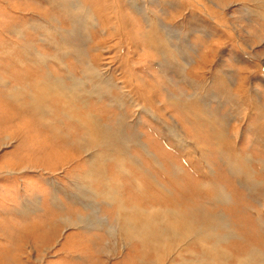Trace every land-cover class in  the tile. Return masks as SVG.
<instances>
[{
  "label": "rangeland",
  "instance_id": "1",
  "mask_svg": "<svg viewBox=\"0 0 264 264\" xmlns=\"http://www.w3.org/2000/svg\"><path fill=\"white\" fill-rule=\"evenodd\" d=\"M201 230L264 264V0H0V264H195Z\"/></svg>",
  "mask_w": 264,
  "mask_h": 264
},
{
  "label": "bare ground",
  "instance_id": "2",
  "mask_svg": "<svg viewBox=\"0 0 264 264\" xmlns=\"http://www.w3.org/2000/svg\"><path fill=\"white\" fill-rule=\"evenodd\" d=\"M154 29V28H153ZM149 31V30H148ZM155 31V30H154ZM156 34V33H155ZM149 38V37H148ZM157 41H158V39H157ZM160 42H162V41H160ZM148 43H150L151 45H152V43H151V41L149 40L148 41ZM165 43V42H164ZM150 45V46H151ZM47 87V86H46ZM51 89V88H50ZM47 91V90H46ZM126 96V95H125ZM43 107V106H42ZM49 113V112H48ZM84 119V118H83ZM82 120V119H81ZM87 120V119H86ZM96 120V119H95ZM82 123V122H81ZM93 123V122H92ZM95 123V122H94ZM83 124V123H82ZM99 124V123H98ZM81 125V124H80ZM84 125V124H83ZM87 125V124H86ZM86 125H84V126H86ZM97 125V124H96ZM176 127V126H175ZM95 128V126L93 127V129ZM90 129H91V127H90ZM87 130L88 131H91V130H89L88 128H87ZM97 130V129H96ZM176 130H177V128H176ZM98 132V131H97ZM101 132V131H100ZM86 133H87V131H86ZM95 133V132H94ZM90 134H91V132H90ZM97 135V134H96ZM99 135V134H98ZM85 136V135H84ZM91 136V135H90ZM101 138V137H100ZM100 138H98V140L100 139ZM94 141H96V140H94ZM93 142V141H92ZM97 143V142H96ZM232 170L234 171V169L232 168ZM232 173V172H231ZM236 177V176H235ZM226 200V199H225ZM120 204V203H119ZM120 211H119V215H120V213H121V219H123V220H125V223L124 224H126L127 225V228H126V230H125V233H127V240H131V239H133L134 241H137V243H139V241L142 243V241H147L148 242V240L150 239V241H149V243H151V246H154V245H157V246H162L163 248H164V250L165 249H169V248H171V249H173V246H174V244L173 243H179V242H181L183 239H184V237L186 238V237H192V231L190 230H188V234H187V231H186V233L185 232H183V229H186L187 230V228L189 229V227H187L186 228V225L187 226H190L191 225V223H192V221H190L189 220V218L187 219H185L184 218V216H183V214H181L180 212L178 213V212H176V211H174V210H172V209H168V210H166V211H163L162 213V221H163V223H165V225L166 226H168V233L167 234H164L163 236H162V238H161V240H158V239H156V236H157V233L155 232V231H157V230H159V228H157V229H155L154 228V221L153 220H156V217H157V211H160V210H155V212H150V211H148V212H146V213H144V212H139L138 213V215L137 216H135V217H133V216H129V214L128 213H125L124 212V210H121V208L119 209ZM133 210V209H132ZM140 210V208L138 209L137 208V210H136V212L137 211H139ZM152 210V209H151ZM182 212V211H181ZM137 214V213H136ZM193 214V213H192ZM218 214H219V212H218ZM135 215V214H134ZM217 215V214H216ZM220 215V214H219ZM188 216V215H187ZM210 216V214L208 213V211L206 212V214H205V217H209ZM139 217V220L137 219ZM130 218V219H129ZM141 218H143L144 220H142L141 221ZM58 219V218H57ZM209 219H212V218H209ZM69 220V219H68ZM78 220H81L82 221V218L79 216L78 217ZM53 221H54V219H53ZM52 222V221H51ZM56 222V221H55ZM62 222H64V221H62ZM66 222V221H65ZM73 222V221H72ZM161 222V221H160ZM123 223V222H122ZM54 223H52V225H53ZM78 225L79 223L77 222V223H75V220H74V222L73 223H71L70 225ZM184 224V225H183ZM51 225V227H49V229L51 230L50 232H46V235H43V236H45V237H43V238H46L47 237V235L48 234H51V236H48L49 238L50 237H52V234H53V232H55L56 231V227H54V226H52ZM132 225L134 226V225H136V226H138V225H140L139 227H142V229H138V231H136L135 230V232L132 230ZM164 225V224H163ZM226 226V225H225ZM157 227V226H156ZM159 227V226H158ZM199 227V226H198ZM224 229V228H223ZM85 230V229H84ZM133 232H132V231ZM166 230V229H165ZM232 230V229H231ZM79 231H81V230H79ZM206 232H208V231H206ZM85 233V232H84ZM155 233V237H153L152 235ZM163 234V233H162ZM234 234V233H233ZM203 235H205V232H203L202 230L200 231V233L198 234V236H195V237H197V241H198V244H200V246H201V249L206 253V254H208L209 256H212L213 257V259H211V260H209V261H204V260H200V261H196L195 262V264H220V263H216V261H215V259H216V256L218 257V255L220 256H222V258H221V261H222V264L224 263L223 262V257L224 258H226V257H229L230 256V254L227 252V251H225V249H223L222 247L220 248L219 246H216L215 244L209 249L206 245L204 246V243H202L203 241H204V237H207L208 235H207V233H206V236H203ZM151 237V238H150ZM224 237V236H223ZM233 237V236H232ZM154 238V239H153ZM193 238V237H192ZM174 239H176V241L177 242H173L174 241ZM46 241V240H45ZM44 241V242H45ZM43 242V241H42ZM208 244V243H207ZM140 245H142V244H140ZM143 246V245H142ZM130 247V245L128 246V248L127 249H130L129 248ZM135 247V246H134ZM137 247V246H136ZM135 247V248H136ZM203 247V248H202ZM105 248V247H104ZM143 248H144V246H143ZM150 247H148V249H149ZM157 248V247H156ZM137 249V248H136ZM158 249V248H157ZM160 249V248H159ZM161 250H163V249H161ZM94 251H96V250H94ZM156 251V250H155ZM171 251V250H170ZM160 252V251H159ZM165 252V251H164ZM257 252H258V250H257ZM255 253V252H254ZM176 254V253H175ZM191 254V253H190ZM192 255V254H191ZM204 255V254H203ZM215 255V256H214ZM201 256V255H200ZM208 256V257H209ZM248 256H249V254H247V256H244V258H239L238 259V261H239V264H250V260H248ZM252 256H255L254 254H250V259H251V257ZM197 257V256H196ZM208 257L206 258V259H208ZM211 257V258H212ZM204 258V257H203ZM219 258V257H218ZM217 258V259H218ZM158 259H159V257H158ZM227 259V258H226ZM164 262V261H163ZM160 263V262H159Z\"/></svg>",
  "mask_w": 264,
  "mask_h": 264
}]
</instances>
